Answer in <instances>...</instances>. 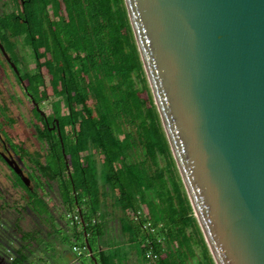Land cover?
I'll use <instances>...</instances> for the list:
<instances>
[{
    "label": "trees",
    "instance_id": "obj_1",
    "mask_svg": "<svg viewBox=\"0 0 264 264\" xmlns=\"http://www.w3.org/2000/svg\"><path fill=\"white\" fill-rule=\"evenodd\" d=\"M27 3L40 5L37 14L30 9L36 20L33 23L28 15L24 17ZM19 5L23 16L15 14L13 18H25L24 32L40 69L38 85L33 75L22 74L11 60L22 80L28 81L27 92L40 102L48 97L50 89L41 71L45 67L51 91H60L54 88L58 80L66 104L73 105L63 122L71 125V132L64 136L62 131L60 138L53 136L51 152L42 167L44 176L57 178L64 187L60 194L68 210L77 208L79 230L72 231L70 248L85 246L76 237H86L97 264H140L127 252H123L122 261L113 241L101 240L109 233L106 216L113 212L108 210L107 202L119 200V206L110 209L118 210L121 232L134 235V240L128 238L124 244L143 236L135 250L146 264H213L179 186L141 78L119 0H19ZM65 11L70 12L71 18L64 17ZM38 91L43 93L42 97L37 98ZM159 157L163 166L159 165ZM65 160L68 167L62 170L60 165H65ZM72 160L73 169L69 164ZM96 173L103 175L101 186L94 178ZM87 174L95 180L94 187L88 195H81L77 188L85 183ZM38 200L33 201L34 206L40 207L36 212L46 213ZM136 211L141 213L138 220L133 219ZM145 221L156 228V236L141 229ZM22 238L29 240L31 235L24 233ZM146 239L151 241L157 255L151 261L144 254L148 248ZM25 251V246H6L5 259L12 264H32L27 261ZM80 256H88L87 250Z\"/></svg>",
    "mask_w": 264,
    "mask_h": 264
},
{
    "label": "water",
    "instance_id": "obj_2",
    "mask_svg": "<svg viewBox=\"0 0 264 264\" xmlns=\"http://www.w3.org/2000/svg\"><path fill=\"white\" fill-rule=\"evenodd\" d=\"M119 2L212 263L264 264V0Z\"/></svg>",
    "mask_w": 264,
    "mask_h": 264
},
{
    "label": "rangeland",
    "instance_id": "obj_3",
    "mask_svg": "<svg viewBox=\"0 0 264 264\" xmlns=\"http://www.w3.org/2000/svg\"><path fill=\"white\" fill-rule=\"evenodd\" d=\"M19 6V0H0V33L7 34L5 37L3 36L1 38L4 42L7 55L11 60L16 62L20 72L22 74L27 73L31 76L33 75V78L37 80L39 85L40 77L38 76V71L40 69L36 67L32 44L30 43L28 35L24 32L26 30V20L25 18L23 19V17L20 19L13 18L15 14L20 17L23 16V12ZM39 8L40 5L38 3H35L34 5L30 3L25 4L24 17L25 15H28L29 21L32 23L35 22L36 20L33 18V15H31L30 9L37 14L39 13ZM63 14L65 18H71L70 12L65 11ZM16 32L24 33L16 34ZM8 37L9 41L6 40ZM41 71L44 74L46 87L50 89V92H47L48 97L40 106L45 111H53L58 114L61 118V122H64L73 105L71 103L70 106L66 104V100L63 97V89H61L62 84L58 80L56 81L54 88L57 87L58 90L62 91H58V93H53L51 91L52 87L49 85V76L47 75L46 68L43 67ZM5 72L7 75H4L2 69H0V104H8L9 114L11 118L14 119L15 123H12L11 126L12 138L15 142H21L23 147L30 154L37 152V150L40 151L41 148L42 151L39 156H43L44 148L40 147L39 141L34 137V129L32 127L33 119L30 112L31 105L27 101L28 99L22 95L19 87L15 84L16 80L12 73L9 70H6ZM26 81L27 80L24 82ZM38 87L40 90L42 89L41 86ZM37 93L39 94H37V98L42 97L43 93L40 91ZM142 95H144V93H142ZM66 127H68V125L65 122V130H67ZM75 127L77 128L76 124ZM69 129H71V125L69 126ZM63 134L65 136L66 131H64ZM67 152H69V150ZM25 158L28 160V156H25ZM67 158H69V156ZM40 160L41 162L44 161L42 157ZM16 161L18 162L17 158ZM72 162L73 160L69 161L70 166L73 165ZM81 164L83 165V163ZM163 164V159L159 157V165L163 166ZM60 167L64 170L65 165L62 163ZM30 168V164H28L29 172ZM71 168L73 169L74 167L71 166ZM34 171L35 169L33 168L31 170L33 173L32 175L40 177L41 170L38 171L39 173L37 171L34 173ZM74 171V178L77 179L78 175ZM94 178L98 181V184H100L99 186H101L103 183V175L96 173V177ZM41 180H44L42 184H48L43 185L42 189H40V187L37 188L38 194L42 195L41 200L44 202V206L47 210L46 213L33 211L28 196H26V193L15 182H13L14 180L13 177L10 176L9 170L5 167L0 169V257H4V259L7 258L8 255H6L5 252L6 246L12 248L25 246L26 254H29L28 251L32 252L31 255L27 257V261L32 262V264H58L61 262L62 258L57 259V256L58 258L61 256L57 254L63 252V249H70L73 242L71 239L72 231L75 232L76 230H79V225H77L78 218L75 219V217H78V214L75 212L77 208L74 206L71 210H68L63 204L60 192H63L64 187L60 186L57 178H47L42 175ZM94 181L92 177L87 174L86 180L83 181L85 183L82 184V187L78 186V192H80L81 195H88L89 190L94 187ZM31 184L33 183L31 182ZM59 187H61L60 191ZM83 187L85 188L83 189ZM118 201L108 200L107 202L109 206L108 210L113 212H111V215L106 216L108 218L107 228L109 229V233L106 236L104 235L101 240L103 241V238H107L108 241H113L114 245H116L114 250L118 254L117 257L122 259V261L125 257L123 252H127L129 253L130 258L134 257L140 264H146L145 260L140 257L138 251L135 250L138 241L140 242L144 239L143 236L140 235L137 238V241L124 244L128 238L134 240V238H132L134 235L131 236L121 232L118 217L116 216L118 215V210L115 209L116 211H114V209H110L111 207H118L120 203V201ZM56 229H59L60 232L56 231ZM24 233L31 235V238L29 240H24L22 238V234ZM111 234L113 235L111 236ZM76 240L81 245V242L84 241V237L81 238L80 236L79 239L76 237ZM74 254L71 255L73 258L76 257V254ZM40 255L45 256L41 262L38 261ZM78 258H80L82 264H92L89 256L79 255ZM7 261L10 262V259ZM111 261L115 260L111 259Z\"/></svg>",
    "mask_w": 264,
    "mask_h": 264
},
{
    "label": "flooded vegetation",
    "instance_id": "obj_4",
    "mask_svg": "<svg viewBox=\"0 0 264 264\" xmlns=\"http://www.w3.org/2000/svg\"><path fill=\"white\" fill-rule=\"evenodd\" d=\"M5 35L7 34L0 33V46H2L3 49H0V69H2L4 75L6 74V70H9L12 73L13 77L16 80L15 84L21 90L22 95L28 99L27 101L31 105L30 112L33 119L32 127L34 129V137H36V139L39 141L40 147L44 148V154L43 156H39L42 151L41 148L40 151L37 150V152H33V154H30L23 147L21 142H15V140L12 138L11 133L12 123L15 122L9 114V106L6 103L0 104V169L5 167L9 170L10 176L13 177V182H15L26 193V196H28L29 202L31 203L32 209L37 211L36 209H39L40 207L34 206L33 201L34 199H39L38 201L42 202L44 206V202L43 200H41L42 195L38 194L37 188L40 187V189H42L43 185H48L42 184V182H44V180H41V177L43 175L42 167L45 164L47 154L51 152L50 144L53 141V136L56 135L60 138L62 131L63 133L64 131H66L67 134V132H71V129H69L68 126L66 127L67 130H65V125L63 124V122H61V118L58 116V114L54 113L53 111L48 112L42 109L40 105L43 103V101H37L32 97L31 94L27 92L26 83L20 77V72L18 71V69L17 71H15L11 66V58L7 55L4 42L1 38L3 36L5 37ZM6 40L9 41V37ZM7 57L9 58V60ZM49 136L51 138H48ZM62 153L64 154V150L62 151ZM25 156H28V160L25 158ZM39 157H42L44 161L41 162ZM63 157H65V155H63ZM16 158L18 162L16 161ZM28 164H30L31 167L30 172L28 171ZM65 166L68 167V163L66 160ZM33 168L35 169L34 173L41 170L40 177H35L34 175H32L33 173L31 172V170ZM31 182L33 184H31ZM31 253L32 252L29 251L27 257L30 256ZM43 258H45V256L40 255L38 257V261L41 262ZM71 264H74V262H72Z\"/></svg>",
    "mask_w": 264,
    "mask_h": 264
},
{
    "label": "built area",
    "instance_id": "obj_5",
    "mask_svg": "<svg viewBox=\"0 0 264 264\" xmlns=\"http://www.w3.org/2000/svg\"><path fill=\"white\" fill-rule=\"evenodd\" d=\"M140 211H136V213L133 214V219L138 220L140 218ZM78 217H75L77 219ZM141 229L146 231L147 233L152 234L153 236H156V228L152 225L150 221H145L141 224ZM159 240V239H157ZM146 245L148 248L144 251L145 257L148 260H154L157 255L153 252V249L151 248V241L146 239ZM85 246L83 247H78L76 245L72 246V250L76 252L77 255H81L83 251L85 250Z\"/></svg>",
    "mask_w": 264,
    "mask_h": 264
},
{
    "label": "crops",
    "instance_id": "obj_6",
    "mask_svg": "<svg viewBox=\"0 0 264 264\" xmlns=\"http://www.w3.org/2000/svg\"><path fill=\"white\" fill-rule=\"evenodd\" d=\"M63 252H61V253H58L57 255H61L59 258H58V256H57V259H60V258H62V260H61V262H59L58 264H71L72 262H74V264H78L77 262H79V260H78V258L77 257H72L71 255L72 254H74V251L70 248H68V250H66V249H63L62 250ZM70 252V253H69ZM72 253V254H71ZM75 254H76V252H75ZM74 254V255H75ZM75 256H77V254L75 255ZM45 264H47V263H45ZM52 264V263H51Z\"/></svg>",
    "mask_w": 264,
    "mask_h": 264
}]
</instances>
